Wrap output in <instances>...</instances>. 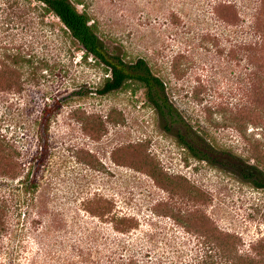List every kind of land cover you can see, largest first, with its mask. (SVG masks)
Listing matches in <instances>:
<instances>
[{"label":"rangeland","instance_id":"rangeland-1","mask_svg":"<svg viewBox=\"0 0 264 264\" xmlns=\"http://www.w3.org/2000/svg\"><path fill=\"white\" fill-rule=\"evenodd\" d=\"M84 1L108 51L143 59L176 112L158 114L137 82L100 93L109 72L47 13L26 35L47 64L20 76L19 88L0 89V139L21 165L2 189H28L23 179L34 171L50 208L98 193L186 255L200 233L164 212L180 210L216 227L239 264H264V187L251 180L264 179V5L255 21L258 0ZM219 3L233 7L219 14ZM178 135L215 162L192 155Z\"/></svg>","mask_w":264,"mask_h":264},{"label":"trees","instance_id":"trees-1","mask_svg":"<svg viewBox=\"0 0 264 264\" xmlns=\"http://www.w3.org/2000/svg\"><path fill=\"white\" fill-rule=\"evenodd\" d=\"M263 5L264 0H258L253 20ZM84 7V0H0V89L19 88L20 76H34L38 64H47L46 58L36 60L26 35L36 18H42L43 23L45 14L53 13L63 32L80 44L83 56L103 64L109 72L100 93L122 88L128 81L137 82L144 86L146 99L158 114L173 116L176 110L164 95L161 79L143 59L128 63L110 53L97 33V22ZM220 7L233 5L219 3L215 7L219 14ZM18 32L22 36L18 37ZM263 40L264 33H259L257 42ZM25 68L30 69L25 72ZM50 113L51 108H47L45 120ZM178 137L192 155L215 162L206 146L189 143L184 135ZM11 146L0 139V264H239L237 255L225 254L226 238L204 217L200 224H192L183 219L191 216L180 214V210L164 211L170 212L176 224L183 222L187 230L200 233L185 255L177 250L175 240L163 242L150 235L136 216L116 211L98 193L85 195L72 208H50L46 192L36 189L39 181L34 171H27L23 179L28 189H2L5 181L18 179L20 173L21 165ZM31 160L34 163V157ZM251 180L255 186L264 187V179ZM204 233H214L215 237Z\"/></svg>","mask_w":264,"mask_h":264}]
</instances>
